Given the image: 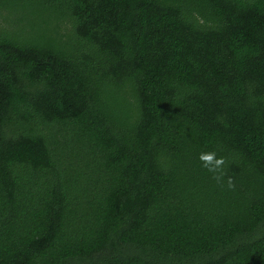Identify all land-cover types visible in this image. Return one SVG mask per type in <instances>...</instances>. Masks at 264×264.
I'll return each mask as SVG.
<instances>
[{"label":"trees","instance_id":"1","mask_svg":"<svg viewBox=\"0 0 264 264\" xmlns=\"http://www.w3.org/2000/svg\"><path fill=\"white\" fill-rule=\"evenodd\" d=\"M0 264H264V0H0Z\"/></svg>","mask_w":264,"mask_h":264},{"label":"clouds","instance_id":"2","mask_svg":"<svg viewBox=\"0 0 264 264\" xmlns=\"http://www.w3.org/2000/svg\"><path fill=\"white\" fill-rule=\"evenodd\" d=\"M198 159L201 161V166L205 168L209 173H212V179L218 183L227 177L228 188H234V182L230 176H227L226 164L227 160L223 156H217L215 151L201 152L198 155Z\"/></svg>","mask_w":264,"mask_h":264}]
</instances>
